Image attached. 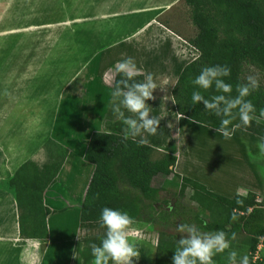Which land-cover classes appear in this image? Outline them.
Instances as JSON below:
<instances>
[{
    "label": "rangeland",
    "instance_id": "374dc122",
    "mask_svg": "<svg viewBox=\"0 0 264 264\" xmlns=\"http://www.w3.org/2000/svg\"><path fill=\"white\" fill-rule=\"evenodd\" d=\"M144 24L149 26L147 35L155 26L159 41L143 49L141 55L145 52L146 56L135 64L174 67L171 80L164 82L163 92L168 95L180 69L200 55L190 44L197 28L183 0H0L1 239L13 238L16 226L21 231V224L26 233L30 231L28 225L19 223L22 213L28 211L27 202L18 208L8 180L27 163L42 168L56 161L52 156L55 158L57 151L50 141L72 152L62 179L82 185L87 174L79 167L82 142L93 130L107 128L106 107L115 65L128 58L137 61L136 44H127L126 40ZM248 76H255L264 87V73L246 63L242 77L246 81ZM116 127L125 128L120 121ZM214 131L207 126L186 129L184 173L209 178L230 193L241 194V189L255 187L264 196V162L258 165L250 158L258 154L256 135L250 138L239 132L226 139ZM173 138L178 143V137ZM163 154L156 151L153 160ZM154 185L162 189L161 199L176 200L180 184L172 177L158 176ZM190 195L191 190L184 202L194 205ZM80 203L71 199L68 186L61 181L54 182L44 194L45 207L56 212L68 210L67 206L73 204L81 212ZM64 205L67 208L63 209ZM44 213L45 209L40 208L33 215L32 223H38V232L44 230ZM61 220L63 223H49L50 243L40 238L28 242L0 240V264H19L17 258L23 264H92L88 245H99L105 229L101 225H81L74 214ZM129 229V238L140 253L133 264H154L158 235L136 223ZM169 231L178 233L176 228Z\"/></svg>",
    "mask_w": 264,
    "mask_h": 264
},
{
    "label": "trees",
    "instance_id": "16d2710c",
    "mask_svg": "<svg viewBox=\"0 0 264 264\" xmlns=\"http://www.w3.org/2000/svg\"><path fill=\"white\" fill-rule=\"evenodd\" d=\"M191 9L192 23L197 28L196 36L190 44L200 53L199 57L186 65L172 90L179 115L213 130L219 127V119L204 111L202 104L191 105L194 90L192 80L203 67L216 65L231 69L226 79L236 95L237 84L245 83L244 65L249 63L264 73V0H183ZM121 76L116 73L112 90ZM144 75L136 74L135 81L142 82ZM206 98L215 95L212 89L201 90ZM257 109L264 108V87L247 97ZM107 121L117 120L111 112L106 114ZM264 119H253L248 127H238L258 137L264 136ZM238 117L233 124H239ZM231 127V126H230ZM84 160L94 166L85 196L79 204L82 223H97L100 212L108 207L127 212L133 219L158 235L154 264H171L175 242L180 233L169 231L178 224H194L202 232L223 231L230 243V250L249 257L256 253L261 239L264 245V200H258L254 193L226 198L215 194L197 181L182 177L175 172L178 161L177 139L163 149L162 158L153 160L157 150L119 133L94 132L86 142ZM56 149V159L39 168L35 163L20 167L8 180V187L14 193L19 209L27 202V213L20 216L19 223L28 225L25 232L20 225V234L29 238L48 237L45 219L44 230L38 232V223H32L37 209L44 210L46 217L50 210L44 205V194L56 182L57 176L67 158L68 150L50 141ZM158 176L172 177L180 187L176 200L171 202L160 198L162 189L154 185ZM191 190L190 201L184 200ZM24 210V209H23ZM62 210V209H61ZM25 211V210H24ZM44 213V214H45ZM236 216L235 221L231 220ZM232 234L236 239L232 240ZM263 259L257 264H264ZM215 264H227V250L213 257Z\"/></svg>",
    "mask_w": 264,
    "mask_h": 264
},
{
    "label": "clouds",
    "instance_id": "9594fccd",
    "mask_svg": "<svg viewBox=\"0 0 264 264\" xmlns=\"http://www.w3.org/2000/svg\"><path fill=\"white\" fill-rule=\"evenodd\" d=\"M138 71L131 58L115 65V72L121 79L116 82L111 92V112L125 126V140L140 137L138 143L144 144L146 141L143 134L156 135L160 119L150 115V106L146 103L154 98L153 92L157 89L153 75L148 73L142 82H136ZM230 76L229 67H203L192 80L194 90L190 102L193 106L202 104L204 111L219 119V127L215 130L226 139H231L236 128L241 125L248 127L253 119H264V108L259 110L257 117V109L247 99L259 88L257 78L248 76L245 83L237 84L236 95L233 96L232 85L225 82ZM210 89L217 94L208 98L201 94V90L207 92ZM125 112L132 116H126ZM237 117L240 123L234 125L233 121ZM256 147L258 154L250 158L259 165L264 162V136ZM261 176L264 177V171ZM236 219V216L231 217L232 221ZM98 222L105 229V235L99 245H88L93 258L92 264H133V260H138L139 250L129 238V228L134 221L127 212L105 207L100 212ZM176 231L181 235L175 242L171 264H215L213 257L226 250L227 264H249L247 255L239 254L236 249L230 250L229 240L223 231L202 232L194 224H178ZM231 239H236L235 234H232Z\"/></svg>",
    "mask_w": 264,
    "mask_h": 264
},
{
    "label": "crops",
    "instance_id": "0c3cea01",
    "mask_svg": "<svg viewBox=\"0 0 264 264\" xmlns=\"http://www.w3.org/2000/svg\"><path fill=\"white\" fill-rule=\"evenodd\" d=\"M146 24H144L139 30H137V32H134L133 36H131L130 38H128L126 40L127 44L133 43V42L136 44V46L135 45L134 46L137 47L138 53H137V57H136L137 61H134V62L138 63V64H140L141 61L143 60L144 56H146L145 52H144V56H142L141 51L143 49H144V51H146L147 46H149V45L151 46V44L155 43L156 41H159L157 39L156 31L154 30L155 26L150 28V30H152V31L150 32L149 35H147V33H149V32H147L146 29L149 26ZM137 68L139 69L137 74L146 75L148 73H151L153 75L154 82L157 85V89L154 90V92H153L154 98L152 100L146 101V103L150 106V115L159 118L160 124L158 127L157 135H149L147 133L143 134V138L146 141V143H144V144L151 146L152 148H154L157 151L158 150L163 151V149L167 148L168 146H170L172 144V142L174 140L173 137L176 135L178 137V153H177L178 161H177V164L175 167V172L177 174H179L182 177L188 175V176H190V178H192L194 180H198L199 182L203 183L209 191H211L215 194H218L220 196L226 197V198H233L234 196L240 194V192H234V193L228 192L226 190L227 188H225L224 186L212 183L209 180V178H201L200 176H198L196 174L189 175L188 173H184L185 170L183 169V163L186 161V158H187V153H185L183 151V147L185 146L184 132L186 131V129L192 128V126L203 127V125L198 124V123H196V122H194V121H192V120H190L184 116L179 115L177 112V108H176V104H175L172 92H170L168 95L163 92V90H165L164 89V82H165V84H167V82L169 80H171L170 75L173 73L174 67H138V65H137ZM183 69H184V67H182L180 69L178 76H177V79L174 83V86L176 85V83L179 79V76H180L181 72L183 71ZM157 77H159V78L161 77V78L156 79ZM99 81H101V80L99 79ZM111 92H112V90H111ZM111 101H112V96L110 95L108 102H107L108 104L106 107V114H107L108 109L111 105ZM90 106H96V104L91 103ZM125 115L126 116H132L131 113H127V112H125ZM119 121L122 123V121L118 120V119L115 121H107L108 125H107V128L105 130H102V129L101 130H93L91 133L88 134V137H86V139L82 142L83 143L82 144L83 145V147H82L83 153L79 157V160H81L79 167H80V169L83 168V171H84L83 174H85V172L87 173L85 178H84L82 185H81V183L77 182L76 183L77 186H75L72 182L67 183L66 182L67 180L65 181L62 179L63 178L62 176L65 173V170L68 168L69 162L72 158V152H70V151L68 152L67 158H66V160H65V162H64V164H63V166H62V168H61V170L57 176L56 182L61 181L64 184L66 183V186H68V188L70 190L71 199L76 200V201L79 200V202H82V200L85 196L88 184H89L91 177L93 175V172H94V166L84 160V155H85V152L87 149V143L86 142L91 138V136L94 132H101L102 131V132H106V133H119L121 135H124V128H123V130H121L122 128L118 129V127H116V125ZM123 127H124V125H123ZM160 132H162L163 135ZM239 132L246 134V136L247 137L249 136L250 138L251 137L254 138V136H255V135H252L251 133H249L247 131L236 128V130L233 133L231 138L236 137V134ZM214 133L221 135L220 132L216 131V130L214 131ZM255 138H257L260 141V137L255 136ZM139 139H140V137H137L133 140L138 142ZM61 144H63V143H61ZM62 146H64V145H62ZM74 165L76 166L75 163H73V166ZM205 179H207V180H205ZM241 190L243 192H241L240 195H246L247 193L252 192L258 196V200H261V199L264 200L262 190L260 192L259 188H255V187L253 189L243 188ZM67 207H69V209L65 210L63 212H60V211L56 212V211H53L52 209H49L51 212L46 217V223H47V227H48L47 239H48L49 243L51 241V236H52V231H51V227H50L49 223H55V222L63 223V221L61 219L63 217H65L66 215H70V214H74V216L75 217L77 216V218H79V220H80V212H78V210H77L78 207L75 206V204H73V206H67ZM67 207H66V205H64L63 209H65ZM74 207H77V208L74 209ZM72 209H74V211H72ZM13 223H17V222L13 221ZM80 223H81V225L82 224H94L96 226H100L99 222H97V223H82L80 221ZM136 224H138V223H136ZM16 225H18V224H16ZM129 235H130V232H129ZM47 239H44V240H47ZM0 240L3 242H6L7 240H11V242H16V241L17 242L18 241L28 242L30 240H33V238H29L27 236H22L20 234V232L18 231V226H16V232H15V235L13 236V238H11V239H8V238L1 239L0 238ZM14 249L17 250L16 248H14ZM46 256L47 255L44 254L43 258H45ZM17 259H18L19 264H23V263H21V259H19V258H17ZM44 260L45 259H43V261ZM153 260H154V258H153ZM142 261H144L143 258H142Z\"/></svg>",
    "mask_w": 264,
    "mask_h": 264
},
{
    "label": "built area",
    "instance_id": "2783aa9c",
    "mask_svg": "<svg viewBox=\"0 0 264 264\" xmlns=\"http://www.w3.org/2000/svg\"><path fill=\"white\" fill-rule=\"evenodd\" d=\"M263 250H264V245L261 239L260 245L258 246L256 253L251 257L253 264H257L259 261L263 259V254H262Z\"/></svg>",
    "mask_w": 264,
    "mask_h": 264
},
{
    "label": "bare ground",
    "instance_id": "6f19581e",
    "mask_svg": "<svg viewBox=\"0 0 264 264\" xmlns=\"http://www.w3.org/2000/svg\"><path fill=\"white\" fill-rule=\"evenodd\" d=\"M149 263V262H148Z\"/></svg>",
    "mask_w": 264,
    "mask_h": 264
}]
</instances>
